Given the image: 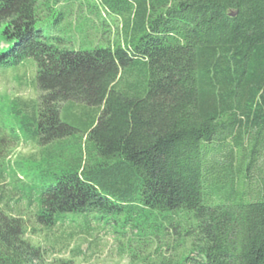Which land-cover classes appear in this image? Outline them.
<instances>
[{"label":"trees","instance_id":"16d2710c","mask_svg":"<svg viewBox=\"0 0 264 264\" xmlns=\"http://www.w3.org/2000/svg\"><path fill=\"white\" fill-rule=\"evenodd\" d=\"M61 1L0 0V66L37 68L36 98L0 97V264L73 263L33 225L143 211L191 222L190 251L160 264H264V0L87 2L92 24L108 17L89 50L44 22ZM75 104L95 116L66 158ZM24 142L37 151L9 162Z\"/></svg>","mask_w":264,"mask_h":264},{"label":"rangeland","instance_id":"374dc122","mask_svg":"<svg viewBox=\"0 0 264 264\" xmlns=\"http://www.w3.org/2000/svg\"><path fill=\"white\" fill-rule=\"evenodd\" d=\"M94 1L62 0L55 6L50 5V10L45 13L44 22L52 31L59 34L66 47L76 50L82 47L83 50H89L97 45L107 46L108 40L103 36L102 30L103 22H108L107 14L101 9L97 14L100 26H95L88 20L90 14L83 5ZM75 29L77 32L90 31V34L89 32L86 34L87 41L80 47L78 40H75L77 33ZM36 70L33 59L16 69L0 66V97L5 100L15 95L36 98L37 92L33 84L37 75ZM82 110L83 108L77 104L62 110L61 121L77 129L71 137L61 142L66 158L77 156L79 148L84 146L81 131L87 129L95 116L92 111L88 118L82 120L79 117ZM36 147L24 142L19 148L14 149L9 162L28 157L37 151ZM62 159L58 157L54 163L59 164ZM54 172L59 173L58 170ZM157 216L156 211H143L132 215V218L126 213L116 212L80 214L74 220L67 219L64 224L56 225L50 231L33 225L32 228L36 230L28 233V239L41 245L48 259H68L73 261L72 264H160L166 259L175 263L191 249L192 238L185 233L191 222L189 224L184 222L174 230L172 226H168L169 221H164L163 224L168 227L164 231L161 230ZM125 221H129L128 224ZM134 225L137 227H133Z\"/></svg>","mask_w":264,"mask_h":264}]
</instances>
